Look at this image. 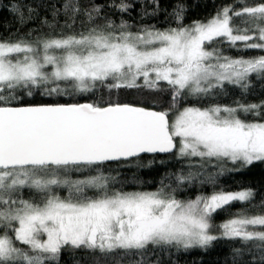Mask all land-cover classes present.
Listing matches in <instances>:
<instances>
[{
    "label": "snow or ice",
    "instance_id": "1",
    "mask_svg": "<svg viewBox=\"0 0 264 264\" xmlns=\"http://www.w3.org/2000/svg\"><path fill=\"white\" fill-rule=\"evenodd\" d=\"M136 3L141 18L161 11L159 0L4 5L19 25L38 26L0 39V264H61L65 256L70 264H178L176 253L221 238L242 242L225 264H264V230H255L264 214H240L212 232L213 214L251 201L252 189L176 195L182 185H215L264 164V101L204 103L226 84L247 92L253 75L264 82V55L232 58L216 46L264 51V0H237L190 25L176 0V26L166 29L125 19ZM122 90L167 93L168 106L114 99ZM158 154L182 166L156 191H126L120 170L165 164Z\"/></svg>",
    "mask_w": 264,
    "mask_h": 264
},
{
    "label": "trees",
    "instance_id": "2",
    "mask_svg": "<svg viewBox=\"0 0 264 264\" xmlns=\"http://www.w3.org/2000/svg\"><path fill=\"white\" fill-rule=\"evenodd\" d=\"M110 2V0H106ZM119 2V0H117ZM187 9L185 12L183 24L190 25L193 21L207 20L215 14V12L224 5L235 4L237 0H183ZM248 4H253L256 0H246ZM8 0H0V39H7L10 36L15 37L19 33H26L30 29L37 27V24L29 23L21 26L16 22L15 17L9 11L4 10V5ZM160 9L156 16L141 18L139 15L143 11L139 3H136L134 10L130 14L125 15L124 18L136 25L151 24L157 28L166 29L168 27H175L176 22L171 16L172 8L176 0H159ZM167 10L165 12L164 10ZM152 10L151 6L148 8ZM113 18L118 19L119 13L115 9L106 10ZM46 15V13H41ZM63 23V21H61ZM222 50V54L232 58H250L264 55V51L259 49H243V45L238 42L235 47H230L227 43L216 45ZM89 94H85L87 96ZM107 97V92L104 93ZM118 98L122 102H136V101H150L157 104V110L167 108L168 94L167 93H149L136 92L133 90L120 91L114 93L113 98ZM46 99V98H45ZM77 100L84 102V96H78ZM241 103H259L264 101V82L252 77V87L247 91H243L238 86L226 84L223 93L216 92L211 97L205 100V104L218 103L222 105H234V102ZM60 102H75L67 97ZM187 103H195V98H190ZM143 106H150L149 103H144ZM187 106L186 103L181 104V107ZM199 106V105H198ZM152 155H146L145 160L152 159ZM157 160L166 161L165 164H156L150 168H122L120 170V179L124 181L123 187L126 191H156L160 187V181L165 176V173L176 172L182 166L181 162L173 160L169 154L157 155ZM195 160V158H193ZM115 167V164L112 165ZM228 167H231L229 164ZM215 172V168L209 169ZM115 175V173H113ZM138 178V180H137ZM168 182V181H166ZM172 186L176 187L172 182ZM252 189L255 193L251 201L239 202L234 201L226 205L223 209L217 210L213 214L212 223L214 225L212 232L215 235H220V226L229 219L236 218L240 214L258 215L264 214V164L256 163L248 168L240 171L225 173L220 176L216 184L200 183L194 181L191 184L182 185L177 190V198L180 200H191L197 196H208L213 192L220 190L231 192ZM250 230H252L250 228ZM255 230H264L260 226H255ZM250 243V242H249ZM242 242L239 240H231L221 238L214 241L207 249L193 248L187 252L181 251L176 253L172 259L178 261V264H225V261L231 255V250L236 247H241ZM79 255V253H77ZM61 264H70L67 257L62 258Z\"/></svg>",
    "mask_w": 264,
    "mask_h": 264
},
{
    "label": "rangeland",
    "instance_id": "3",
    "mask_svg": "<svg viewBox=\"0 0 264 264\" xmlns=\"http://www.w3.org/2000/svg\"><path fill=\"white\" fill-rule=\"evenodd\" d=\"M231 192H237V191H231ZM62 195L64 194V193H61ZM28 196H29V193L27 192V190L24 192V197L27 199L28 198Z\"/></svg>",
    "mask_w": 264,
    "mask_h": 264
},
{
    "label": "water",
    "instance_id": "4",
    "mask_svg": "<svg viewBox=\"0 0 264 264\" xmlns=\"http://www.w3.org/2000/svg\"><path fill=\"white\" fill-rule=\"evenodd\" d=\"M157 110V109H156ZM147 155H151V154H147ZM159 155H165V154H159Z\"/></svg>",
    "mask_w": 264,
    "mask_h": 264
}]
</instances>
